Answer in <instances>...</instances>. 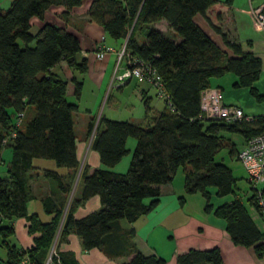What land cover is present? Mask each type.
Instances as JSON below:
<instances>
[{"label":"trees","instance_id":"trees-1","mask_svg":"<svg viewBox=\"0 0 264 264\" xmlns=\"http://www.w3.org/2000/svg\"><path fill=\"white\" fill-rule=\"evenodd\" d=\"M84 1L11 0L6 10L0 9V162L6 146L11 148L12 155L7 175L0 177V234L6 239L11 237L13 229L8 221L22 217L28 222V234L40 235L27 251L4 241L6 264H39L36 254L52 247L80 165L74 133L78 106L66 100V83L50 72L61 61L79 73L86 71L85 60L77 59L80 40L65 28L48 23L32 33L31 19L42 20L53 7H62L66 19ZM226 4L227 1L219 0L90 1L89 21L99 25L110 39L125 42L124 61L130 63L128 69L134 67L136 60L158 73L167 106L154 115L148 100L144 101V126L103 117L89 122L88 133H94L91 150L97 153L104 169L92 173H88L87 166L82 169L81 196L70 201L59 240L75 234L84 251L98 249L108 257L115 256L125 245L132 250L131 232L120 239L118 223L134 222L152 211L160 197L159 187L170 182L180 166L189 167L185 174L187 192L200 193L208 210L211 207L207 189H215L218 198L234 195L233 201L214 211L216 217L225 221L226 232L234 244L252 246L260 240L261 234L235 195L231 170L216 163L215 156L223 143L220 132L241 134L246 142L264 130V116L254 117L253 122L228 124L205 118L200 108L201 93L211 87L212 78L233 74L238 78L236 87L251 88L260 75L259 59L244 53L239 44L222 33ZM159 22L166 23L169 35L149 28ZM205 28L220 36L231 55L216 45ZM144 29V40H139L137 35ZM80 87V83L75 85L76 99ZM128 139L136 142L128 169L122 174L113 172L110 169L128 154ZM34 159L51 160L68 170L63 177L44 172V177L54 181L63 195L57 201L61 207L44 202L45 211L53 215L49 223H42L26 209L32 198L28 181L36 177L32 174ZM94 196L99 198L101 208L75 219V210ZM247 201L255 206L253 196ZM2 222L5 225L1 226ZM262 251L260 245L255 247L256 253ZM126 264L165 263L135 253ZM177 264H222V259L214 248L182 254Z\"/></svg>","mask_w":264,"mask_h":264},{"label":"crops","instance_id":"crops-1","mask_svg":"<svg viewBox=\"0 0 264 264\" xmlns=\"http://www.w3.org/2000/svg\"><path fill=\"white\" fill-rule=\"evenodd\" d=\"M90 1L85 0L81 6L73 9L66 19L62 16L64 12L62 7L49 9L42 20L31 19L32 33L36 32L43 23H48L65 28L75 34L80 40L81 47L77 59L79 61L85 60L86 63V71L84 73H79L69 67L65 61H61L50 70L51 73L58 75L66 83V100L69 103H77L78 106V111L74 116L76 155L80 163L74 181L78 182V184L76 183L74 189V185H72V191L63 208L61 223L68 210L70 201L79 199L81 196L82 183L80 173L84 166H87L88 173H92L99 168L104 169L100 164L97 153L91 150L94 133L93 131L90 134L88 133V124L95 118L89 110H86L88 114L86 118L79 117V114H81V101L83 99L88 100V98H98L112 88L123 90L133 83L135 86L132 89V93L136 94L143 105L144 101L148 100L149 105L151 101L149 92L153 89L146 84L139 83L135 78L125 76L128 70L127 64L124 60L118 62V54L124 47L125 42L123 40L115 41L110 39L99 25L89 21L88 8ZM219 1H227L222 15V33L227 35L231 41L239 44L244 53H250L259 59L261 74L264 71V32L256 23L251 10L262 5L264 1L258 6H253L252 0H248L249 5H247L246 0L239 1L237 6L234 5V0ZM3 2L5 0H0V6H2ZM159 24L163 25V29L156 26L157 30L164 34L169 32L165 22L156 23V25ZM205 31L217 46L227 51L228 55H231L230 50L224 47L219 35L212 33L207 28H205ZM102 38L104 43L101 42ZM99 48L107 49L101 59L96 58L95 55ZM237 81L238 78L235 75L226 74L222 77L212 78L210 86L217 88L222 94L223 90H227L230 87L235 88ZM78 83L81 84V87L79 98L76 99L74 91L75 85ZM258 97L257 99L260 101L263 98L262 95ZM70 99L72 101H69ZM222 101H224L223 94ZM135 144V140L128 139L126 144L128 154L125 157L130 158L122 159L118 165L110 169L111 171L121 174L127 171ZM11 157V148L6 146L1 151L0 174H3L2 177L7 175ZM46 161L51 160L34 159L32 161L34 168L32 174L36 177L28 181L32 198L26 206L27 213L36 214L42 223H49L53 218L52 214L45 211L44 202H49V206L54 203L57 207H61L57 201L63 197L58 190L57 184L44 177V172L52 171L62 177L68 174V170L57 167L54 162ZM180 168L183 169V181L175 182V175ZM188 170V166L178 167L172 175L171 181L159 187L160 197L152 211L134 222L121 220L118 223L120 239L123 236L128 237V233L131 232L130 243L132 250L128 245H125L113 257H108L98 249L84 251L80 240L75 234L70 233L63 240H59L60 223L51 247L59 257L60 264H126L133 258L135 253H139L144 257L153 256L159 258L165 264H177V258L182 254L189 251H209L214 248L219 250L222 264H264V223L261 217L258 216L254 205L247 201L251 196L248 195L241 201L255 228L261 234V238L252 246L236 245L226 232L225 221L214 214L216 208L233 201L234 195H232V199H228L227 196L218 198L215 189H207L210 194L209 205L211 207L208 210L206 200L200 193L187 192L185 174ZM228 197L231 196L229 195ZM100 208L99 198L94 196L79 206L73 216L75 219H81L98 211ZM8 222L13 229L11 237L14 238L16 244L14 246L20 251L31 249L34 246L33 240L40 235L38 233L28 234V222L22 217L12 218ZM257 245H260L263 250L261 254L255 252ZM51 248L48 251L36 254L35 258L39 264H45Z\"/></svg>","mask_w":264,"mask_h":264},{"label":"rangeland","instance_id":"rangeland-1","mask_svg":"<svg viewBox=\"0 0 264 264\" xmlns=\"http://www.w3.org/2000/svg\"><path fill=\"white\" fill-rule=\"evenodd\" d=\"M225 1V0H224ZM242 0H234V5L237 6L238 2ZM264 0H252L253 6L260 5ZM247 5H249L248 0H246ZM10 5L9 0H5L0 8L2 10H6ZM158 26L160 29H163V25L159 24H151L149 28H156ZM145 30L138 33L139 40H144ZM169 35L168 32H166ZM165 35L166 37H168ZM137 37V38H138ZM20 43V42H19ZM21 44V43H20ZM33 46V44H32ZM134 84H130L123 90H117L115 88L109 89L107 93L101 94L98 98L92 99L88 98V100L83 99L81 101L80 106V118H86L88 115L86 110L91 112V115L97 120L99 117H103L108 120L113 121H130L141 126L145 125V107L143 103L138 99L135 93H132V89L134 88ZM256 91L258 96L262 95V100H258L254 95L253 90ZM235 87L229 88L227 90H223V102L228 106H235L240 108L246 116L256 117L264 115V71L259 75L258 80L252 85V87ZM149 96L151 97V101L149 102L150 107L152 108V112L154 115L160 113L161 111L166 109L165 100L157 95L155 89H151L149 92ZM69 101H72L70 99ZM221 139H223L222 147L218 151L215 156L216 163H220L229 168L232 172V175L235 179V195L240 199H245L248 195H251V187L247 183L246 173L243 169L242 165L237 161V153L243 147L244 138L241 134L238 133H228V132H220L218 135ZM5 150V149H4ZM124 157L123 160H126ZM45 160V159H43ZM128 160V159H127ZM129 161V160H128ZM46 162H54V161H46ZM66 169V168H64ZM67 170V169H66ZM3 174H0L2 177ZM183 169L180 168L175 175V182L183 181ZM79 181V179H78ZM78 182L74 181V187ZM258 189H263L264 184H260L257 187ZM228 197V199H232ZM213 202V201H212ZM5 225L2 222L1 226ZM4 241L8 245H16L14 238H3L0 234V264H6L7 261V250L4 246ZM54 250L51 248V251ZM55 252V251H54Z\"/></svg>","mask_w":264,"mask_h":264},{"label":"built area","instance_id":"built-area-1","mask_svg":"<svg viewBox=\"0 0 264 264\" xmlns=\"http://www.w3.org/2000/svg\"><path fill=\"white\" fill-rule=\"evenodd\" d=\"M251 13L260 28L264 32V3L252 9ZM102 43L104 39L102 38ZM106 48H99L95 52L96 58L104 56ZM124 47L118 54V62L124 60ZM133 68L128 69L126 77L135 78L139 83L146 84L156 90L157 95L163 99L166 93L161 77L148 64L134 60ZM127 65H130L128 63ZM200 108L202 115L207 119L221 120L228 124L239 122H253L254 117L246 116L243 111L235 106L225 105L222 101V94L217 88H207L200 96ZM237 161L242 165L246 173L247 183L251 187V197L255 200V209L258 216L264 223V188L258 189V185L264 184V130L250 137L237 153ZM25 263V261L23 262ZM45 264H60L59 257L52 250Z\"/></svg>","mask_w":264,"mask_h":264}]
</instances>
